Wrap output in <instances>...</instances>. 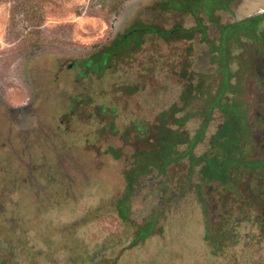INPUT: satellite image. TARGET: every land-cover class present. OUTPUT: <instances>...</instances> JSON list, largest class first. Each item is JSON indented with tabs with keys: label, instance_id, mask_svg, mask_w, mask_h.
<instances>
[{
	"label": "rangeland",
	"instance_id": "obj_1",
	"mask_svg": "<svg viewBox=\"0 0 264 264\" xmlns=\"http://www.w3.org/2000/svg\"><path fill=\"white\" fill-rule=\"evenodd\" d=\"M159 1L0 0V264H264V175L241 164L228 184L206 183L191 165L212 153L217 109L190 156L180 144L162 171L127 176L159 114L174 107L185 121L163 127L197 135L219 84L213 22L201 14L212 44L147 37L102 73L77 64L136 20L194 25L187 13H155ZM229 3L214 14L221 25L263 18L256 41L229 45L250 127L242 150L264 159V0ZM186 87L198 95L189 106Z\"/></svg>",
	"mask_w": 264,
	"mask_h": 264
},
{
	"label": "trees",
	"instance_id": "obj_2",
	"mask_svg": "<svg viewBox=\"0 0 264 264\" xmlns=\"http://www.w3.org/2000/svg\"><path fill=\"white\" fill-rule=\"evenodd\" d=\"M231 0H161L152 6L154 12H177L187 13L194 18V25L190 28H185L180 24H174L170 28H165L154 23H144L136 20L121 34L117 35L111 42L110 46L87 58L86 60L79 61V66L88 71L93 68L97 69L100 73L105 71L115 58L118 59L129 55L133 51H137L144 46L147 37H155L164 42L185 40L189 41L196 35L201 37L202 41L210 42L207 34V26L203 23L201 14L206 15L210 21L218 28L219 31V44L212 47L215 54L213 63L216 64V72L219 73V84L214 93L209 95L205 100L206 108L202 110V117H204L197 135L187 140V137L180 132L165 129V124L168 119H172L176 125H182L185 121L184 118H172L175 115L174 107L166 112L165 115L160 114L158 122L161 126H157L158 134L156 135L155 142L150 151L142 150L137 152L136 161L137 167L133 169L132 173H127V176L138 175L141 172L148 170L151 167L155 170L162 171L173 160L175 148L177 145L188 143L187 154L190 156L192 148L195 147L198 140L202 139L208 125V112L217 109L222 115L220 122L215 133L211 137V154L203 155L201 158L190 156V160L194 165L199 164L201 161L206 162V169L203 171V176L209 182H218L225 185L230 181V170L234 167L244 164L245 167L260 170L264 175V159H250L246 157L243 152V146L249 141L250 127L247 122V110L241 97L236 94L239 92V80L233 81L237 77L236 72H233L230 65L233 61L230 51L229 43L233 40H239L240 37L255 40L257 39V26L263 18L253 16L245 20L233 22L230 24L221 25L215 19V12L223 10L229 12V2ZM210 4V8H208ZM153 14V13H152ZM262 40L264 41V31L261 32ZM210 44H212L210 42ZM245 66V64H241ZM181 94V101L183 106H189L193 102V98L198 95L192 96V92L196 88L186 87ZM262 91V90H261ZM263 92V91H262ZM205 95V93H203ZM178 158V157H177ZM207 170V171H205ZM125 178L126 184L129 186L128 178Z\"/></svg>",
	"mask_w": 264,
	"mask_h": 264
},
{
	"label": "flooded vegetation",
	"instance_id": "obj_3",
	"mask_svg": "<svg viewBox=\"0 0 264 264\" xmlns=\"http://www.w3.org/2000/svg\"><path fill=\"white\" fill-rule=\"evenodd\" d=\"M257 14H254V15H250L249 17H247V18H251V17H253V16H256ZM246 18H244L243 20H245ZM119 35V34H118ZM117 36V35H116ZM115 36V37H116ZM114 37V38H115ZM114 40V39H113ZM112 40V41H113ZM110 46V45H109ZM117 60H119L118 59V57L117 58H115V60H113V61H117ZM79 62V61H78ZM77 62V64H79ZM160 115V114H159ZM203 121V120H202ZM202 123V122H201ZM159 124V122L158 121H156V126H159L158 125ZM201 125V124H200ZM155 130V138H154V142H155V139H156V135L158 134V129L156 128V129H154ZM154 144V143H153ZM152 149V148H151ZM108 154H110L112 157L113 156H115V157H117L114 153H112V152H108ZM206 155H208V154H206ZM201 157H203V155L202 156H200V157H195V158H201ZM118 158V157H117ZM206 161V160H205ZM205 161H201L199 164H197V165H194L192 162H191V165H192V167H199V171H200V176H201V182H206V183H209V181H208V179L207 178H205L204 176H203V171H204V169H206V162ZM205 171H207V170H205ZM126 183V182H125ZM125 189V188H124ZM124 193H125V190H124ZM138 233H137V235H139V229H138V231H137ZM136 239L138 240V236L136 237Z\"/></svg>",
	"mask_w": 264,
	"mask_h": 264
}]
</instances>
